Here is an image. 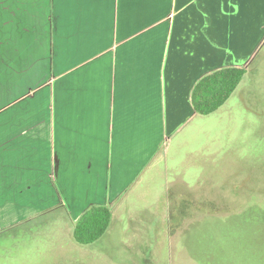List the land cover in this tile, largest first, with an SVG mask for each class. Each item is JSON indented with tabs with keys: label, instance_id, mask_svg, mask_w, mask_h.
Wrapping results in <instances>:
<instances>
[{
	"label": "crops",
	"instance_id": "obj_1",
	"mask_svg": "<svg viewBox=\"0 0 264 264\" xmlns=\"http://www.w3.org/2000/svg\"><path fill=\"white\" fill-rule=\"evenodd\" d=\"M0 35V231L59 210L74 234L195 114L203 75L254 55L264 0H0Z\"/></svg>",
	"mask_w": 264,
	"mask_h": 264
},
{
	"label": "rangeland",
	"instance_id": "obj_2",
	"mask_svg": "<svg viewBox=\"0 0 264 264\" xmlns=\"http://www.w3.org/2000/svg\"><path fill=\"white\" fill-rule=\"evenodd\" d=\"M7 65L0 60V95L10 85L0 103L16 95ZM243 65L218 110L195 112L161 142L100 240L78 243L53 210L51 221L0 231V264H264V41ZM201 201L227 211L202 214Z\"/></svg>",
	"mask_w": 264,
	"mask_h": 264
},
{
	"label": "trees",
	"instance_id": "obj_3",
	"mask_svg": "<svg viewBox=\"0 0 264 264\" xmlns=\"http://www.w3.org/2000/svg\"><path fill=\"white\" fill-rule=\"evenodd\" d=\"M247 73L246 66H223L203 75L195 84L191 93V102L195 112L209 115L218 110L236 91ZM197 205V203L195 202ZM202 214L210 211L226 212L225 207H216L201 201ZM191 206V204H190ZM241 204H231L233 211L241 209ZM114 217L113 206L94 204L84 211L76 221L74 237L80 244H92L100 240L108 231Z\"/></svg>",
	"mask_w": 264,
	"mask_h": 264
}]
</instances>
